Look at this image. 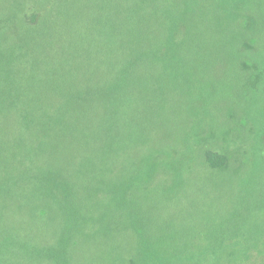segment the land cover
Returning <instances> with one entry per match:
<instances>
[{"label": "rangeland", "instance_id": "obj_1", "mask_svg": "<svg viewBox=\"0 0 264 264\" xmlns=\"http://www.w3.org/2000/svg\"><path fill=\"white\" fill-rule=\"evenodd\" d=\"M263 71L264 0H0V105L96 104L103 130L114 126L118 196L82 186L102 264H264ZM24 144L16 163L35 172ZM208 150L226 164L209 166ZM99 151L54 150L40 166L88 176Z\"/></svg>", "mask_w": 264, "mask_h": 264}, {"label": "trees", "instance_id": "obj_2", "mask_svg": "<svg viewBox=\"0 0 264 264\" xmlns=\"http://www.w3.org/2000/svg\"><path fill=\"white\" fill-rule=\"evenodd\" d=\"M125 56L121 54L116 61L121 77L120 92L131 82L127 75L129 60ZM147 61L140 60L139 66L146 68ZM4 76L5 73L0 74V77ZM259 77H264V74ZM8 78L3 82L6 83ZM257 78L252 81L253 86L259 82ZM81 98L83 97L78 99ZM15 110H18L19 115L16 121L12 119ZM111 110V107H106V112ZM99 120V106L96 104L45 107L25 104L20 108L13 102L6 106L0 105V122L4 126L5 121L7 127L0 131V264L103 263L99 218H93L96 225L92 234L88 235L82 229L85 218H88L93 209L90 197L94 199L103 183H109L104 186L110 200H114L119 194V189L112 186L117 180L114 143L111 145V141L115 140L114 126L109 122L104 131ZM16 122L19 127L13 129ZM35 131L38 132L36 137ZM56 133L62 134V140L58 139ZM52 135L57 136V141L51 144V148L48 147V139ZM30 140L35 147L28 142ZM95 140L99 142L98 146ZM24 141L36 150L37 158L34 161L38 163V167L35 172L26 163H16L19 150L25 147ZM69 149H76L78 153L90 150L91 154L100 149V158L95 166L93 164L94 172L90 171L92 173L89 172L87 176L76 168L65 170L61 165L57 167L53 164L49 168L40 166L42 163L39 159L43 154H55L54 150L67 152ZM205 160L213 168H221L227 162L226 156L210 150L206 151ZM17 167L24 169L25 174L20 176L19 172L16 173ZM56 172L64 173L67 178H56ZM150 173L154 175L148 168L144 175L140 174L141 178L151 179ZM83 185L93 188L90 190V197L82 194ZM145 253L147 252H142L140 261H144ZM119 258L121 257H115L114 261ZM131 260L133 262L134 257Z\"/></svg>", "mask_w": 264, "mask_h": 264}]
</instances>
